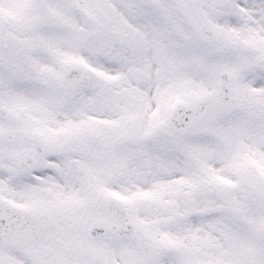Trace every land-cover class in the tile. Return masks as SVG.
Returning <instances> with one entry per match:
<instances>
[{
  "label": "snow or ice",
  "instance_id": "6c2138e0",
  "mask_svg": "<svg viewBox=\"0 0 264 264\" xmlns=\"http://www.w3.org/2000/svg\"><path fill=\"white\" fill-rule=\"evenodd\" d=\"M0 264H264V0H0Z\"/></svg>",
  "mask_w": 264,
  "mask_h": 264
}]
</instances>
